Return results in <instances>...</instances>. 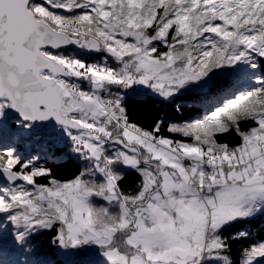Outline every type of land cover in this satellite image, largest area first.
Masks as SVG:
<instances>
[{"label": "snow or ice", "instance_id": "snow-or-ice-1", "mask_svg": "<svg viewBox=\"0 0 264 264\" xmlns=\"http://www.w3.org/2000/svg\"><path fill=\"white\" fill-rule=\"evenodd\" d=\"M258 217L264 0H0V264H264Z\"/></svg>", "mask_w": 264, "mask_h": 264}, {"label": "trees", "instance_id": "trees-1", "mask_svg": "<svg viewBox=\"0 0 264 264\" xmlns=\"http://www.w3.org/2000/svg\"><path fill=\"white\" fill-rule=\"evenodd\" d=\"M127 107L129 109L130 118L139 125L148 127L151 125L158 117L162 115H167L170 118L179 119V114L176 113L173 105L162 104L158 100L152 97H146L142 94H137L129 97L127 101ZM191 109L184 110V118H187L188 112ZM175 135V134H173ZM44 161H41L43 165ZM48 167H51L58 178L70 179L77 171V165L75 161L71 159L64 158L62 162L53 163L50 159L48 161ZM134 176H129L124 181L125 185H131L135 181ZM253 238L259 239L264 237V217H258L254 222L252 227ZM51 233H45L43 236H38L36 242L38 244L44 245L45 248L48 247L47 240ZM239 246L233 245V254L238 253Z\"/></svg>", "mask_w": 264, "mask_h": 264}]
</instances>
